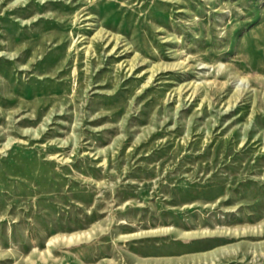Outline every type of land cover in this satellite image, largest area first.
<instances>
[{
    "label": "rangeland",
    "instance_id": "obj_1",
    "mask_svg": "<svg viewBox=\"0 0 264 264\" xmlns=\"http://www.w3.org/2000/svg\"><path fill=\"white\" fill-rule=\"evenodd\" d=\"M0 264H264V0H0Z\"/></svg>",
    "mask_w": 264,
    "mask_h": 264
}]
</instances>
